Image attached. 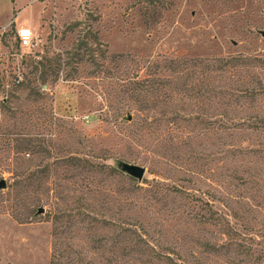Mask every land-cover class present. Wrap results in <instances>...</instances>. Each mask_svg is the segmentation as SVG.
<instances>
[{"label":"rangeland","instance_id":"rangeland-1","mask_svg":"<svg viewBox=\"0 0 264 264\" xmlns=\"http://www.w3.org/2000/svg\"><path fill=\"white\" fill-rule=\"evenodd\" d=\"M23 27L28 48L13 41ZM81 42L90 51L80 62L69 56ZM0 46V264H49L50 217L80 208L76 198L91 200L96 221L70 243L92 264H264V0H15ZM226 57L254 61L211 74L210 87L244 85L253 99L176 97L168 109L153 107V94H139L148 107L130 97L144 78L168 86L169 60ZM196 116L216 124L183 122ZM18 136L32 141L29 151L7 139ZM69 157L117 171L136 165L144 176L127 186L76 175L62 162ZM46 166L40 191L16 193L24 176L14 172ZM35 197L48 205L20 224ZM113 217L134 232L123 254L108 251L103 222Z\"/></svg>","mask_w":264,"mask_h":264},{"label":"trees","instance_id":"trees-1","mask_svg":"<svg viewBox=\"0 0 264 264\" xmlns=\"http://www.w3.org/2000/svg\"><path fill=\"white\" fill-rule=\"evenodd\" d=\"M95 44L97 43V39L95 37ZM88 52L90 49L87 44L84 42L79 43L71 55L69 56L72 59H77L78 61H83L84 53ZM254 61L249 58L243 57H226V58H212V59H172L166 62L165 68L169 71L170 76H172L169 81H166L169 85L165 84H157L155 81L149 80L147 78L135 81L131 83L132 85V94H130L131 98H134L137 102H142V106L148 107L145 98L142 100L139 94H153L155 96V102L152 104L153 107L158 106L159 104L164 107H169L170 109L173 106L176 97H180L178 100H193L197 103H204L206 105L207 102L214 101L217 97H223L224 95H229L230 97L235 98H249L253 99L254 95H256L253 89L246 87L244 85H239L237 89L232 90V92L226 93L222 92L218 88H211L208 80L210 81V75L213 73H225L227 71H237L239 69H244L246 67H251V62ZM46 70L43 69L42 77L47 75ZM183 81H180L182 80ZM238 81V80H236ZM235 81V82H236ZM241 86V87H240ZM166 89L168 94H166ZM126 91H123L125 94ZM162 94V98L166 99L163 101H157L158 97ZM166 97V98H165ZM171 106V107H170ZM181 119V118H180ZM183 122L191 123L194 122L196 125L201 126H211L212 124H216V122H210L207 117H187L182 118ZM177 116H173L171 121L177 123ZM219 122V121H218ZM221 125V123L219 124ZM11 135V134H10ZM15 135V134H12ZM9 136V135H8ZM10 142H14L18 144L17 153L27 152L32 148V141L27 140L24 137H7ZM41 149V148H40ZM39 153H47L45 150H40ZM70 162L71 169L76 171V175H86V174H100L105 176L106 179L124 181L127 180L125 184L130 186L134 182L130 177H126L124 173L121 171H117L114 168L104 166V165H92L88 160L79 157H69L62 162ZM27 168H22L21 172H14V176H24L23 180H18L15 182L14 187H16V193H35L40 191L43 187V182L50 171L46 166L43 170L34 171L32 173H27ZM64 201V200H63ZM34 204L26 209V215L23 220H20V224H28L31 223V218L33 216L34 207H39V209L43 210L44 206H47V201L45 199L35 197ZM74 204L76 203L80 208L77 209H66L58 214H54L50 217L51 222V253L49 258V264H92L91 262L85 259L86 253L82 250L73 249V245L70 243L74 239H76L77 233L81 231H88L86 229H91V225L96 221L92 212L90 210L91 200L89 198H76L72 201ZM107 206V204L105 203ZM207 205V204H205ZM112 208V207H110ZM37 210V211H38ZM50 215L51 213H47ZM113 220H105L103 223L107 225L109 230H111V235L109 238L110 251L113 255L123 254L125 247L122 246V243L125 237L126 232H130L133 234L129 228L125 229L124 225ZM208 220V219H207ZM76 234V235H75ZM121 243V244H120ZM100 247V246H97ZM97 249H101L97 248ZM133 250V246L129 248Z\"/></svg>","mask_w":264,"mask_h":264},{"label":"built area","instance_id":"built-area-1","mask_svg":"<svg viewBox=\"0 0 264 264\" xmlns=\"http://www.w3.org/2000/svg\"><path fill=\"white\" fill-rule=\"evenodd\" d=\"M13 41L18 45L19 48H28L32 45L33 34L29 28H17L14 32ZM2 55L3 53L0 51V57ZM16 83H19V81H16ZM42 89L46 90L45 86Z\"/></svg>","mask_w":264,"mask_h":264},{"label":"water","instance_id":"water-1","mask_svg":"<svg viewBox=\"0 0 264 264\" xmlns=\"http://www.w3.org/2000/svg\"><path fill=\"white\" fill-rule=\"evenodd\" d=\"M119 170L129 176L130 178L140 181L144 176V169L142 167L136 165H129V164H121ZM6 188V183L1 180L0 181V191ZM44 211L39 209L37 214H42Z\"/></svg>","mask_w":264,"mask_h":264},{"label":"crops","instance_id":"crops-1","mask_svg":"<svg viewBox=\"0 0 264 264\" xmlns=\"http://www.w3.org/2000/svg\"><path fill=\"white\" fill-rule=\"evenodd\" d=\"M10 1V3H11V6H10V3H8L9 4V11H8V15H7V17H5V19H4V21H3V23H0V29H4V28H6L7 27V25H8V23H9V21H10V18L12 17V15H13V11H14V2H15V0H9ZM2 3V0H0V4ZM12 8V9H11ZM10 9H11V11H10Z\"/></svg>","mask_w":264,"mask_h":264}]
</instances>
